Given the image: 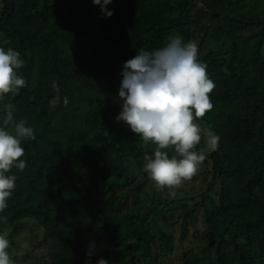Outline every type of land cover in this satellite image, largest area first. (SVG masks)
<instances>
[{
    "label": "trees",
    "instance_id": "16d2710c",
    "mask_svg": "<svg viewBox=\"0 0 264 264\" xmlns=\"http://www.w3.org/2000/svg\"><path fill=\"white\" fill-rule=\"evenodd\" d=\"M105 7L111 16L93 0H0V47L20 52L17 72L27 81L0 101V126L11 102L15 121L36 137L22 141L26 168L10 173L16 187L0 213L10 256L30 228L43 264H164L176 239L161 220L181 222L187 235L203 219L194 233L202 243L184 252V264H264V0H112ZM203 32L199 59L216 87L213 109L197 123L219 146L201 165L200 196L157 200L167 190L143 171L156 146L117 120L122 72L140 49L175 35L194 42Z\"/></svg>",
    "mask_w": 264,
    "mask_h": 264
},
{
    "label": "clouds",
    "instance_id": "9594fccd",
    "mask_svg": "<svg viewBox=\"0 0 264 264\" xmlns=\"http://www.w3.org/2000/svg\"><path fill=\"white\" fill-rule=\"evenodd\" d=\"M108 16L106 5L112 0H93ZM24 61L20 52L0 47V101L6 96L18 95L27 85L18 74ZM119 96L123 100L122 111L117 116L130 126L145 146L155 145L154 153L144 155L143 171L154 182L158 191L167 190L170 198L177 190L197 175L207 159V153L217 150L219 137L207 127L197 123L214 107L211 93L216 85L209 78L207 65L199 59L198 45L185 42L179 35L170 36L167 43L157 49H140L138 54L125 62ZM52 88L59 93L58 85ZM61 102L59 95L51 101L55 108ZM69 103L63 98V105ZM15 105H4V117L0 126V213L8 207L16 187L13 168L23 171L26 161L22 141L35 140L34 129L21 119H14ZM204 147L198 149L201 142ZM169 150L172 155H169ZM94 247V246H92ZM10 241L0 234V264H15L9 254ZM89 257L92 255L90 249ZM97 264H108L99 259Z\"/></svg>",
    "mask_w": 264,
    "mask_h": 264
},
{
    "label": "rangeland",
    "instance_id": "374dc122",
    "mask_svg": "<svg viewBox=\"0 0 264 264\" xmlns=\"http://www.w3.org/2000/svg\"><path fill=\"white\" fill-rule=\"evenodd\" d=\"M205 21L206 23H210L209 14H207ZM203 36H204V32L203 34L200 35L198 39L194 40V42L197 45H199ZM208 47L211 48V46H208ZM204 170L205 168L203 166H200V169L197 173V179L195 180L193 178L191 181L185 182L183 186L177 190L179 194H177L178 196H176L175 198H180L186 195L200 196V184L202 183L201 182L203 179L202 174L204 173ZM133 173H134V176L141 175L136 170V168ZM179 190L183 191L184 193L179 192ZM163 197L170 198L167 195V193L163 195L160 193H156L157 200ZM99 206H100L99 202L93 203L92 210L96 211L95 213H99ZM143 216L146 217V214L143 213ZM91 218L94 220L95 216L91 215ZM176 221L177 220L174 221L175 223L173 225L166 226L164 225V222L161 220V224H162L161 226L169 233H172L176 239L174 251L169 253V258L165 260L164 264H184V261H185L184 252L187 253L190 251H198L199 250L198 245L202 243V242L197 241V239L194 236V233L196 234L195 231H197L199 228H203V225H204L203 219H200L196 223V225L195 224L189 225V228H188L189 232L187 233V235L185 233H184L185 235L183 234L182 226L180 225L181 222L176 223ZM32 225L33 223L30 222L29 226H32ZM32 234L34 233L31 232L30 228H28V230L23 231L17 236L16 238L17 246L13 248L11 252V256L13 257L14 260L16 259L17 261V262L14 261L15 264H43V262L45 261L46 253L44 251H40V252L34 251V247L32 246V240H31ZM29 253H32V254H29Z\"/></svg>",
    "mask_w": 264,
    "mask_h": 264
}]
</instances>
